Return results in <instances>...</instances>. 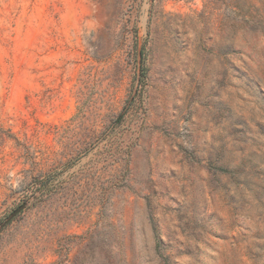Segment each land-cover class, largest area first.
I'll list each match as a JSON object with an SVG mask.
<instances>
[{
	"label": "rangeland",
	"instance_id": "obj_1",
	"mask_svg": "<svg viewBox=\"0 0 264 264\" xmlns=\"http://www.w3.org/2000/svg\"><path fill=\"white\" fill-rule=\"evenodd\" d=\"M0 264H264V0H0Z\"/></svg>",
	"mask_w": 264,
	"mask_h": 264
},
{
	"label": "water",
	"instance_id": "obj_2",
	"mask_svg": "<svg viewBox=\"0 0 264 264\" xmlns=\"http://www.w3.org/2000/svg\"><path fill=\"white\" fill-rule=\"evenodd\" d=\"M24 207H25V203L19 205L12 213H10L7 219L1 224V227L9 223L19 212L23 210Z\"/></svg>",
	"mask_w": 264,
	"mask_h": 264
}]
</instances>
